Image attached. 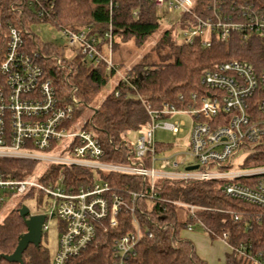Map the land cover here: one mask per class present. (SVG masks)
I'll use <instances>...</instances> for the list:
<instances>
[{
	"label": "built area",
	"instance_id": "obj_1",
	"mask_svg": "<svg viewBox=\"0 0 264 264\" xmlns=\"http://www.w3.org/2000/svg\"><path fill=\"white\" fill-rule=\"evenodd\" d=\"M42 1L8 0L7 11L20 18L25 8L37 6L38 16H46L48 10ZM150 1L157 14L166 17L179 12V18H184L180 45L199 40L202 46L209 47L213 38L225 42L236 32L264 36V7L234 3L229 8L224 0H202L198 3L202 11L198 13L196 0ZM1 16L0 12V156L35 161L43 171L23 179L0 176V211L6 197L30 192L55 200L51 216L63 226L54 261L47 264H68L94 241L99 222L117 228L120 214L130 217L132 231L114 241L112 262L133 264L143 235L137 216L143 215L139 203L158 200L159 180L220 181L225 197L264 210V165L233 167L240 151L247 152V158L264 149V66L256 70L245 61L222 62L201 75V92H192L184 108L163 104L160 109H152L146 104L149 122L137 132L135 144L123 141L120 147L127 151L124 162L115 163L107 160L105 148L86 121L81 126L77 124L75 111L80 103L75 97L76 88L69 86L62 95L45 71L46 63L57 70H67L64 83L68 85V62L79 53L90 64L103 63L107 73L117 74L111 25L101 44L87 30L60 28L66 43L57 45L72 55L49 56L40 52L32 31L16 23L4 28ZM120 79L126 81L122 75ZM184 115L192 120L186 153L191 163L159 158L156 131L173 136L182 133L185 122L175 118ZM194 166L196 169L188 170ZM56 168L59 170L54 174ZM72 168L86 170L89 175L78 185L69 184L66 171ZM114 174L139 178L148 189L116 191L107 180ZM183 206L190 213L196 209ZM45 229L43 223L42 232ZM186 231L191 232L192 226L187 225ZM146 235L151 236L149 231Z\"/></svg>",
	"mask_w": 264,
	"mask_h": 264
},
{
	"label": "trees",
	"instance_id": "obj_2",
	"mask_svg": "<svg viewBox=\"0 0 264 264\" xmlns=\"http://www.w3.org/2000/svg\"><path fill=\"white\" fill-rule=\"evenodd\" d=\"M200 1L196 0L195 9L198 13L202 11L198 4ZM224 2L229 8L234 3L264 7V0ZM7 3L8 0H0L4 28L9 23H16L31 31L33 25L49 23L57 29L87 30L88 35L98 39L101 44L105 41L103 34L110 24L114 53L122 43L128 41L141 45L162 26L165 18L157 14L150 0H43L42 5L48 10V15L38 16L39 8L34 6L25 8L20 18L7 11ZM183 21L181 17L177 24L164 29L151 52L153 59L151 54L146 55L129 68L124 74L126 81L119 79L86 121V126L91 128L105 148L108 161L124 162L127 151L120 145L127 139L128 133L140 131L149 122L146 104L152 109H160L163 104L184 108L192 92H201V75L222 62L245 61L256 70L264 66V36L253 33L244 36L236 32L225 42L213 38L209 47L202 46L199 40L191 45L180 46L177 44V31L183 28ZM34 42L41 53L64 56L65 52L57 44L43 43L36 35ZM68 66L71 69L68 85L64 83L67 70H57L46 63L45 71L62 95L67 93L69 86L76 88L75 97L80 103L75 111L78 117L83 106L92 105L109 79L116 74L107 73L103 63L90 64L79 53L68 62ZM180 96L182 99H179ZM169 147V144L156 142L159 154ZM262 165L264 149H259L247 156L243 166ZM31 167L28 161H4L0 163V176L23 179ZM58 170L56 168L52 172L55 174ZM66 175L69 184L78 185L89 173L72 168L66 171ZM107 180L116 191L148 189L146 182L133 176L114 174ZM156 186L158 200L154 203L141 200L139 203L143 215L137 216L143 235L136 247L133 264H206L195 253L192 243L181 236L187 225H191L192 229L193 226H201L211 240L221 239L229 245L224 264H264V210L225 197L221 191L223 182L220 181L184 183L180 180H159ZM32 194L30 192L27 195ZM183 205L196 209L190 213ZM118 222V227L114 229L109 228L105 221L99 222L94 241L68 264H113L114 241L132 231L128 215L120 214ZM146 231L151 236L146 235ZM25 232L18 209L12 210L0 224V255L12 254L19 236ZM22 259L24 264L48 263L41 244L37 247L29 245ZM0 264L11 263L1 260Z\"/></svg>",
	"mask_w": 264,
	"mask_h": 264
},
{
	"label": "rangeland",
	"instance_id": "obj_3",
	"mask_svg": "<svg viewBox=\"0 0 264 264\" xmlns=\"http://www.w3.org/2000/svg\"><path fill=\"white\" fill-rule=\"evenodd\" d=\"M179 21V12H175L169 16H166L162 20V26L158 30L147 38L141 45H135L133 41H128L122 43L120 48L113 53V62L118 67V73L109 79L108 84L94 100L92 105L83 106L77 117V124L83 125L85 121H88L91 116L93 109H96L104 97L113 89L115 83L120 79V75L124 76L126 71L131 68L134 64L138 63L144 56L150 55L153 59V54L151 53L153 47L156 45L158 40L161 38L164 29L168 26H174ZM32 33H34L41 42H49L54 44H62L66 41L62 38V33L54 25L49 23L36 24L31 28ZM177 44L178 40L181 39L180 31H177ZM182 46V45H180ZM65 56L72 55L68 51L64 53ZM175 119H181L185 122V127L182 133L173 136L170 132L157 130L155 134V139L159 143L169 144L170 147L164 152L158 154L159 158H170L175 159L179 163L184 161V164L191 163V160L186 156L189 149V136L191 131L192 120L188 116H178ZM139 134L137 132H130L127 134V140L135 144L136 138ZM247 152L240 151L234 158L233 167L239 168L245 164ZM175 157V158H174ZM158 158V159H159ZM28 161L31 163V171L25 177L37 175L43 171V166L37 164L35 161L24 160V159H13L4 158L0 156V163L4 161ZM159 162L155 163V168L158 169ZM22 205H25L30 215L34 214H44L46 219L44 221L46 229L42 232L41 245L46 251L48 262L52 263L55 258L58 245V237L62 230V222L57 219V217L52 216L55 200L46 195H38L33 193L32 195H21L15 198L6 197L4 204L0 211V224L7 217V215L12 210L19 209ZM181 236L186 238L192 243L195 253L205 260L206 264H224L225 253L229 252V245L221 239L211 240L209 235L204 231L201 226H193L192 232L183 231ZM254 264H260L258 262Z\"/></svg>",
	"mask_w": 264,
	"mask_h": 264
},
{
	"label": "water",
	"instance_id": "obj_4",
	"mask_svg": "<svg viewBox=\"0 0 264 264\" xmlns=\"http://www.w3.org/2000/svg\"><path fill=\"white\" fill-rule=\"evenodd\" d=\"M96 113V110L94 111ZM196 169V166L188 168V170ZM19 216L23 219L26 232L19 236L16 248L10 255H0V261L4 260L13 264H24L22 255L29 245L35 247L41 244L42 225L46 219L44 214L30 215L28 208L22 205L18 209ZM52 217V216H51Z\"/></svg>",
	"mask_w": 264,
	"mask_h": 264
},
{
	"label": "crops",
	"instance_id": "obj_5",
	"mask_svg": "<svg viewBox=\"0 0 264 264\" xmlns=\"http://www.w3.org/2000/svg\"><path fill=\"white\" fill-rule=\"evenodd\" d=\"M226 254V253H225Z\"/></svg>",
	"mask_w": 264,
	"mask_h": 264
}]
</instances>
